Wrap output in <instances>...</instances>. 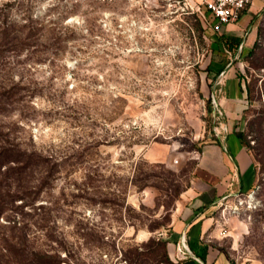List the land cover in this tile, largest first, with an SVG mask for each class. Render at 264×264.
Wrapping results in <instances>:
<instances>
[{
    "label": "rangeland",
    "instance_id": "obj_1",
    "mask_svg": "<svg viewBox=\"0 0 264 264\" xmlns=\"http://www.w3.org/2000/svg\"><path fill=\"white\" fill-rule=\"evenodd\" d=\"M203 1L0 0V150L31 161L2 167L0 194L20 199L0 201V264H183L174 208L228 124L259 191L251 212L225 211L221 247L264 264V10L232 62L252 93L225 125L208 112L224 78Z\"/></svg>",
    "mask_w": 264,
    "mask_h": 264
},
{
    "label": "crops",
    "instance_id": "obj_2",
    "mask_svg": "<svg viewBox=\"0 0 264 264\" xmlns=\"http://www.w3.org/2000/svg\"><path fill=\"white\" fill-rule=\"evenodd\" d=\"M263 10L264 0H251L236 22L223 25L219 33L210 30L216 48L209 67L211 75L222 74L224 78L221 83L214 82L210 95L216 93V113H221L225 125L231 120H240L246 109L244 82L239 80V70L232 62L254 44L256 22ZM240 45L242 49L238 54ZM211 113L216 114L213 108ZM228 125L225 132L218 131L214 139L201 148L196 161L199 174L174 208L168 239L173 247L181 238L185 240L187 251L183 264H230L220 243L223 237L219 234L222 221L218 207L224 197L248 191L257 182L248 148L238 138L237 128Z\"/></svg>",
    "mask_w": 264,
    "mask_h": 264
},
{
    "label": "built area",
    "instance_id": "obj_3",
    "mask_svg": "<svg viewBox=\"0 0 264 264\" xmlns=\"http://www.w3.org/2000/svg\"><path fill=\"white\" fill-rule=\"evenodd\" d=\"M251 0H204L203 8L206 17L203 16L207 26L214 33H219L223 25H228L234 23L238 20L239 16L243 11H245L250 4ZM242 45L238 47L240 51ZM212 108L214 110L218 109V102L212 97ZM217 114L221 116V113L217 111ZM223 131H226L224 127ZM259 191V186L255 185L248 191H239L229 197H224L219 204L222 206L224 201H232V206L230 209L223 208L220 211L219 217L221 218L223 224V217L225 216V211L235 214V213H247L256 209L258 205L257 193ZM229 198V199H228ZM220 236L224 237L226 231L222 225L220 229ZM180 244L182 248L187 251L185 246V240L181 238Z\"/></svg>",
    "mask_w": 264,
    "mask_h": 264
},
{
    "label": "trees",
    "instance_id": "obj_4",
    "mask_svg": "<svg viewBox=\"0 0 264 264\" xmlns=\"http://www.w3.org/2000/svg\"><path fill=\"white\" fill-rule=\"evenodd\" d=\"M260 36H261V31L259 30V31H257L256 38L257 37L259 38ZM253 46H254V48H256L258 46L257 41H255ZM249 53H250V55H252L253 49L251 51H249ZM238 78L240 81L242 80L244 82L246 98L249 99V97L252 93V90H251L249 84L246 83L245 79L239 73H238ZM208 112H209V114H211L212 106L208 108ZM237 136L240 139V141L242 142V144L248 148V143L246 141L244 133L237 132ZM15 152L20 153L19 150L14 149V148H4V149L0 150V177L3 175L2 174L3 173L2 167H4V166H5V170L9 169L10 171L11 170L16 171V169H20V170L23 169L22 171H24L31 164V161H29V159L27 158L28 156H26L25 159H19V158L15 157V155H14V154H16ZM5 173H7V172H4V174ZM19 174L16 173L15 176H19ZM1 182L2 181L0 180V183ZM4 198H10L8 200L9 202L10 201H17L18 199H20V197L17 195H9V194L2 195V194H0V201H3ZM156 244H157V246L159 245L163 250H165V248H166V242L165 241L159 240L156 242Z\"/></svg>",
    "mask_w": 264,
    "mask_h": 264
}]
</instances>
